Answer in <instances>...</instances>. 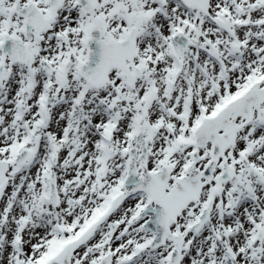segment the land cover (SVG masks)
I'll return each instance as SVG.
<instances>
[{"label":"snow or ice","instance_id":"1","mask_svg":"<svg viewBox=\"0 0 264 264\" xmlns=\"http://www.w3.org/2000/svg\"><path fill=\"white\" fill-rule=\"evenodd\" d=\"M0 264H264V0H0Z\"/></svg>","mask_w":264,"mask_h":264}]
</instances>
